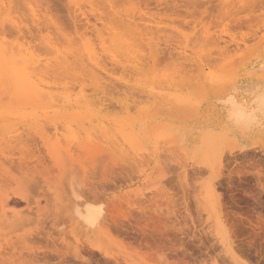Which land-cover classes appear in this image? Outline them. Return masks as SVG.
Segmentation results:
<instances>
[{
    "label": "rangeland",
    "instance_id": "rangeland-1",
    "mask_svg": "<svg viewBox=\"0 0 264 264\" xmlns=\"http://www.w3.org/2000/svg\"><path fill=\"white\" fill-rule=\"evenodd\" d=\"M0 1H3V3L5 1L8 11L11 9L9 3L12 5V1L14 5H18L19 8L13 7L17 10V15H20L21 12L23 15H29V6L35 7L39 17L41 16L39 19L43 28L47 27L45 26L47 22L42 20V14L45 11L49 12V17L53 19L55 25L64 32L69 40V44L62 42L64 46H61V41L57 38V34L53 32V28L50 29L52 38L56 39L54 42L56 43L58 40L57 45L61 46L60 51L73 48L72 50H79L80 52L83 42L80 38L81 42H77L78 40L76 39L83 33L86 35L85 39H93V43L97 41L95 44H98L97 34L92 28L93 32L90 28L86 29L91 27L90 24H95L102 33L105 31L104 38L108 37L105 28H109L112 31L115 30L119 36L124 37L132 32L131 30L130 33L127 32L126 30L129 29L125 27L128 26L126 21L130 20L132 25H137L140 28V31L144 29L151 31L147 35L150 34L149 37L151 38L152 36V40L155 39L153 42L158 44V49H162L159 50L160 56L161 54L165 56L166 53V59L168 60L169 58L172 61L166 62L167 60L165 59L166 63H161L163 58H161V61L158 58L160 62H158L159 66L155 67L156 70L153 67L155 65L154 62H150L153 65L149 64V74L154 70L153 74L157 75L159 74V69L162 67L167 69L170 66L177 71L175 69L176 65L179 67L182 64L185 66L190 65L191 69L194 68L191 71L190 67L187 66L183 68V72L178 70L180 73H177L178 71L175 73L170 71V68L168 69L169 73L171 72L170 75L172 74L171 76H177L173 77L178 85L188 87L185 91L186 94L179 95L171 107L163 104L164 108H167H156L158 110L153 113L158 114L156 119L161 121L165 126V130L150 133L147 145L143 146L145 148L142 147L137 152L131 151L125 156L111 155L107 145L102 142V147L106 149L101 148L99 154L96 150L82 151L77 145H73L71 155H73L74 160L76 159V161L80 162L69 161L65 163L64 161V165L70 164L67 167H62L53 160L49 153V147L47 148L56 138L57 131L54 126L48 123L45 124L46 129L44 131L46 133L44 137L39 138L41 136L34 135L35 133L32 134L33 132L28 131V134L27 130L20 125L19 133L23 139V145L14 146L16 148L13 151V145L16 143H12V141L8 144L10 150L6 146L3 148V150H8L6 151L8 154L4 151L6 157L1 156L4 159H8V161H4L6 163L3 167L4 169L0 167V264H162L164 262L163 259L157 257V253L160 251L166 255L168 254L169 260L168 258L167 260L170 264H184L183 260L186 264H205V261L208 262L211 258L212 262H206L207 264H214V262L218 264H264V191L259 187L262 183L264 184V136L255 134L254 136L237 137L223 122L218 108V100L225 95L240 94L242 90L252 88L257 82L264 83V0H222L221 2L220 0H165L161 1L160 4L156 0H140L139 2L137 0V2L133 1L136 3L135 8L132 7L134 11L131 9L133 2L132 4L127 0H118L119 4H115L120 11V16L113 15L112 10L108 7L109 3L107 0H79L78 4L82 9L77 10L79 9L78 5L73 6L71 4L72 9L70 8V10H73L72 12L69 10L70 4L66 0ZM104 1L108 5L107 7L106 3H103ZM115 1L113 0V2ZM142 1H147L144 2L147 4H141L140 10L143 11L135 14V10L139 8ZM228 2L233 5L236 4L234 7L233 5L231 6L232 11L228 7ZM242 2L246 3L243 4ZM225 4L228 7L226 8L227 12L229 10L228 13H226L224 8L222 11L221 7ZM24 5L27 8L23 7ZM129 5L130 7L128 8ZM40 6H42L41 9ZM38 7L40 10L37 9ZM74 7H77V9ZM235 7L238 11L233 9ZM130 10L134 12L135 16L134 14L131 15L134 18L129 16L130 13H133ZM74 11L75 14L73 13ZM77 11H80V14H87L85 17L87 19L90 18L89 24H87V20L83 21L85 17L81 16L82 14L78 15L79 12ZM25 12L28 14H24ZM125 14L128 15L126 16ZM101 15L105 17L104 19L102 18L103 20H99ZM12 17L21 20V15L20 18L16 15ZM24 19L26 22L28 21V18L26 19L22 16V20ZM78 20L80 21L78 22ZM28 22L27 24H29ZM82 23L87 25L85 24L86 26L83 28ZM117 24L122 29L124 36L121 35V32L119 33ZM78 25V28L81 26L84 30L78 29ZM8 26L6 25L7 29L6 27H4L5 29L0 27L2 28L0 37L5 38L8 43H10V40L14 43L17 41L18 36L15 33V35L12 34V30ZM205 26L210 30H203ZM85 30L87 32H84ZM25 31L27 32L26 29ZM198 31L202 33L204 31L201 34L206 37L211 33L214 38L210 36L212 40H203L206 37H200L198 35L200 32ZM209 31L210 33L206 35ZM78 32L81 33L78 34ZM88 32L89 34L87 35ZM90 35L92 38H90ZM195 36L203 41L199 39V42L197 38L195 40ZM218 36L227 39L226 41L231 42L230 45L240 43V52L238 51L237 54L233 52L235 54H231L233 57L228 54V56L222 55L223 53L219 54L217 50L221 49L214 45V42L219 39ZM190 37L191 39H189ZM129 38L131 39L130 36L126 39L130 40ZM134 38L137 41L133 39L131 42L133 44L137 42V44L135 43L137 48L135 44L131 45L135 46V49H139L138 51L143 55V58L146 57L145 59L149 61L152 40L149 41L148 36H135ZM186 38L187 40H193V43L190 41L189 46L193 47H189L188 54L192 55V59L196 62L201 60L205 64L208 63L207 65L211 66L208 68L209 70L201 72L199 69L196 70V66L193 67L180 59H175L178 56L175 57L174 55L177 53L174 54V52L178 51L174 50V48L180 42L189 43ZM143 40H146V42H143ZM182 40H186V42ZM24 41L29 43L30 46L33 44L35 54L41 59L48 56H46V52H43V49L41 50L42 46L39 45V41L33 39L29 34L25 35L24 40H21V42ZM70 43H73V45ZM203 47L204 49H202ZM191 48L200 49L198 51L202 49L203 52L208 51V54ZM243 48L246 49L244 50ZM141 49L146 51V53L143 52L145 55L142 54ZM159 54L158 57H160ZM235 57L237 63L235 62V65H233ZM155 66H157V63ZM186 69L191 72L188 70V74ZM164 71L167 72L166 70ZM164 71L161 69L159 76L161 74L166 75ZM108 81L106 90H110L108 92L103 91L110 95L100 93L101 97L103 95L107 96V98L105 97L106 101L104 99V103L105 105L107 103L108 112L111 115L122 116L117 100L121 94L123 95L127 91L128 99L131 98L129 99V105L131 108L135 106L131 114L134 119H139V108L143 106L142 102L147 100L144 97L146 95L143 96L140 91L134 90L136 87L133 88L132 86L130 88L126 86L122 88L119 82L115 81V84L114 82L109 84L111 81ZM130 85L132 84L130 83ZM52 86L61 85L57 84L55 86V84H52ZM191 86L194 88L192 89ZM114 87L119 89H114ZM198 87L206 88L208 96L203 92H199ZM226 87L229 89H226ZM90 88L91 86L88 87L89 90ZM129 88L131 89L130 91ZM119 90L120 93L117 94ZM57 92L60 93L62 91L59 88ZM11 95L12 86L9 77L4 73H0V110L10 109L13 103ZM133 96L134 98H132ZM111 97H115L116 100ZM182 98L184 99L181 100ZM110 99L115 102L112 108ZM11 124L13 123L11 122ZM4 125V122H0V139H2L3 133L11 127L6 130ZM58 125L65 127L63 131L62 127H58V137L62 138V135L66 134L64 129L66 131L69 126L67 124L68 127L65 126L62 121ZM74 128L73 132H78V128L76 126ZM49 134L50 137L53 134L55 135H53L54 139H51V142L48 141L50 143L46 146L43 138H46L45 135L49 136ZM24 140H26V145ZM45 141L47 143V139ZM62 142L65 144L64 140ZM142 149L144 150L142 151ZM68 155L63 159H72L67 157ZM97 159L102 160L97 161ZM111 159H115V161ZM123 159H131L132 163L133 159L142 160V162L140 164H131V160H125L127 161L125 162L122 161ZM259 174L260 176H258ZM258 183L260 184L259 186ZM220 186L222 189L219 188ZM216 187L219 192L222 190V196L226 195L225 199L223 198L221 209L216 205L217 201L215 203V194L212 191V188ZM84 200L96 205L100 204L99 206L102 207L103 217L101 218V223H98V227L83 228V225H79L80 221L75 213V205L78 201L84 202ZM3 203L7 204V206L4 204V207L6 206L5 213L2 208ZM224 204H226V208ZM228 213H233L229 216L230 219L234 213L236 217L239 216L241 218L239 219L240 224L236 222L238 218L231 219V221L233 220L231 223L233 224L234 222L235 226L237 223V226H241L243 229L247 225L244 231L242 230L244 232L243 235L241 230V234L239 232L240 227L238 229L239 233L237 232L234 235V239L233 235L231 236L232 242L239 241V243L235 242L234 245L233 243L231 245L236 248H234L236 251L234 252L238 261L232 259L233 256L229 250L230 245L225 228L226 224L230 223L227 220L229 218H225L227 217L225 214L227 215ZM9 216L11 217L9 218ZM225 220H227L226 223ZM173 222L174 224L172 225L171 223ZM175 224H178L181 228L183 227L184 235L175 231L174 228L171 229V227L177 226ZM164 225L166 226L165 229H160L164 228ZM169 226L170 228H167ZM230 226L232 228V225ZM233 229L237 231L233 227L231 229L232 234L235 232ZM258 230L259 233L257 234ZM166 234L172 238L173 245L175 244L174 248L167 243ZM253 234L258 236L255 237ZM252 235L255 242L250 239ZM198 237L202 243L204 242L205 247L203 246V249L198 246L201 244L198 241ZM242 240L245 245H247L245 241L251 242L252 240L254 242V246L250 245V242H248L250 246H246L252 247L251 250L250 248L249 251L248 248L245 249ZM240 242L244 247L243 249L246 250V254L243 249H241L242 251L237 250V246L240 245L242 247ZM157 243H159L158 246ZM193 243L197 245L195 246L196 249ZM169 248L171 250H168ZM200 254V259L206 260L200 261L199 259L196 261L195 257Z\"/></svg>",
    "mask_w": 264,
    "mask_h": 264
},
{
    "label": "bare ground",
    "instance_id": "bare-ground-1",
    "mask_svg": "<svg viewBox=\"0 0 264 264\" xmlns=\"http://www.w3.org/2000/svg\"><path fill=\"white\" fill-rule=\"evenodd\" d=\"M117 1L118 0H116L115 2H113V0H107V2L109 3V6L107 5V3L105 1L103 3L104 4L106 3V7L108 6L112 10L113 15L120 16V11L117 9V6L115 4V3H118ZM127 1H129L130 3H132L133 1L137 2V0H131V1L127 0ZM139 1L140 0H138V2ZM161 1H165V0H156V2H158V4H160ZM201 1H203V0H201ZM221 1L222 0H220V2ZM66 2H68L70 4L69 10L72 7L71 4L73 6L78 5L79 9H77V7H74L77 10L82 9L78 4L79 0L78 1L77 0H75V1L74 0H66ZM144 2H147V1H144ZM144 2L142 1V3H140V6L137 3L139 8H137L135 10V14L137 12L143 11V10H140V7H141V4H143ZM237 2H234V3H237ZM13 3H14L13 1L11 3L12 5H10V3H9V6L11 8L9 10L10 11L9 12L7 9L8 7L5 3V1H4V3H3V1L2 2L0 1V27L5 29L4 27H6V25L7 26L9 25L8 27L11 28V30L13 32L12 34L15 33L18 36L17 41L14 43H12L11 40H10V43H8V41L5 40V38L0 37V73H4L7 77H9V80H10L11 86H12V95H11L12 98H11V100L13 102L10 109L0 110V122L5 123L4 129L7 130L11 126L7 131H5L3 133V137H2V139H0V157L1 156L6 157L5 152L8 150H3V148H4V146H6L8 148V144H10L12 141H13L12 143L17 144V145L16 144L13 145V151L18 146V144H19V146L23 145V139L19 133L20 132V125L24 129L27 130V133L29 131V132H33L32 134L35 133L34 135L41 136L39 138L44 137V134L46 133L44 131L46 129V127L44 126L45 124L48 123V124L53 125L54 129L57 131L56 138L55 139L53 138L54 137L53 135H55V134H53L52 137H50V134H51L50 133L49 136L47 135L48 137L45 135L46 138H43V139H44V143L46 144V146L53 139L55 140V141L53 140V142H51L50 145L47 146V148L49 147L48 148L49 153L51 154L53 160L58 165H60L62 167H64V166L67 167V165L70 164L69 163L67 165H64V161H65V163L69 162V161L70 162L74 161V163H76L78 161V160L76 161V159L74 160L73 155H71L73 145H77V147L82 151L96 150V152H98V154H99V151H101L100 149L101 148L104 149L102 147V144H101V142H102V143L107 145V149L110 150L111 155L118 154L121 156H125L126 154H128L131 151L137 152L140 148H142L143 146H146L150 133H154L155 131L162 132L165 130V126L161 123V121L156 119L158 114L157 113L154 114L153 112H155L158 109H163L164 106L171 107L173 105V103H175V100H177V97H179V95L182 96V95L186 94L185 91L188 89V87H186V86L178 85V83H176L174 80L175 79L174 77H177V76H174V75H173L174 77L171 76L172 74L170 75L171 72L169 73L168 69L170 68L169 69L170 71H173L176 73L178 70L180 72L181 71L183 72V68H186L187 66L190 67L189 69L191 71L194 68L191 69L192 67L190 65L185 66L184 64L179 65V67H177V65H176L177 68L175 67V69H177V71L174 70V68H171L172 66H170L167 69L162 67L161 69L163 71L164 70L167 71V72L164 71L166 73V75L161 74V76H159L161 69H159V74H157L158 76L154 75L153 72H154V70H156L155 67L159 66L158 62L161 61V58H163V60H164V61L162 60L161 63L165 62L167 60L166 59L167 57H165L166 51L164 52L165 56H163L162 54H161V56H163V57L160 56L159 50H162V49H158L159 48L158 44L153 42L155 39L152 40V36H151V38L149 37L150 34L147 35L148 32H151V31H147V29L140 31V28L137 25H132L131 24L132 21L129 20V21H126V24L128 26H125V27L127 29H129V30H126L127 32L130 33L132 31L131 33L133 36L131 35V33L126 34L128 37L129 36L131 37V39L129 38L130 40H127L126 38H128V37L126 35L124 36V34H122L123 31L121 28H119L118 24H117V26L119 28L118 31H119V33L121 32L122 36L126 37L125 38L126 40L124 39V37L119 36L115 32V30L112 31L109 28H105V30L108 33L107 34L108 37H105V38H107V39H105L103 37V35H105L106 32L104 31L103 32L104 34H103L101 30H98V28L95 24H93V25L90 24L91 27H87V28L85 27V28L86 29L90 28V30H91V28L93 29V31L97 34L98 44H95L97 41L93 43V41H92L93 39L92 40L85 39L86 35H84V33L82 32L83 34H81V36H79V37L77 35L78 38L76 39V40H78L77 42H81V41L83 42L80 52H79V50H77L78 52L75 50H72L73 48L71 49L70 46L69 47L71 50L64 49V51H65L64 52L63 50L60 51V47L62 45L64 46L63 43H66V42L69 44V40L67 39L68 37L64 34L63 31L60 30L59 27H57L55 25V23L53 22V19H51V17H49V12L45 11V13L42 14V20L47 22V24L45 25L47 27L43 28L42 22L39 19L41 16L39 17V14L37 13V10L35 7L29 6V4H28L29 15H23V13L21 12L20 13L21 18H20V15H17V13H16L17 10H15L13 8V7L19 8V6L16 4L14 5ZM232 3L228 4L229 5L228 7L230 10L232 8L231 6L233 5ZM239 3H240V1H239ZM245 3L246 2H244L243 4H245ZM23 4H24V2H23ZM134 4H133V6L131 5V9H132V7L135 8L134 6H136V3H134ZM144 4H147V3H144ZM226 4H227V2H226ZM226 4L223 7H221L222 11H223V8L224 9L228 8ZM30 5H32V4H30ZM38 5H39V3H38ZM235 5H233V7ZM91 6H93V5H91ZM23 7L27 8V6H25V5ZM41 7L42 6H40V9H41ZM129 7H130V5L128 6V8ZM20 8H21V6H20ZM120 8H122V7H120ZM37 9H39V7ZM233 9H235V11H238L236 9V7ZM11 10H12V12H11ZM133 11L130 10V12H133ZM231 11H230V13L233 15V13ZM39 12H41V11H39ZM77 12H79L78 15L82 14L81 16H84V17L87 15L85 13L80 14V11H77ZM108 12H110V11L108 10ZM228 12H229V10H228ZM228 12L226 9V13H228ZM18 13H19V10H18ZM26 13L27 12H25L24 14H26ZM73 13L75 14V11ZM132 14H134V12L130 13L129 16H131ZM135 14H134V16H135ZM11 15L12 16L13 15L19 16V18L21 20L16 19V18L12 17ZM105 15H107V14H105ZM22 16L25 17L26 19L28 18V21L30 20L29 22L27 21L29 24H27L25 19H24L25 21L22 20ZM110 16H109V18H110ZM134 16L133 17L131 16V18H134ZM102 18L104 19L105 17H103L101 15L99 17V20H103ZM89 19L90 18L87 19L85 17L83 21L85 22V20H87V24H89V21H90ZM96 19H98V18H96ZM79 21L80 20H78V22ZM108 22H109V20H108ZM115 22H116V20H115ZM83 23H82V25L84 28V26H86L87 24L85 23L86 24L85 25ZM133 26H135V27L133 28ZM78 27H79V25L77 26V28ZM2 28H0L1 31H2ZM51 28H53V32H55L57 34V38H59V40L61 41L60 47L57 45L58 40L55 43L54 40H56V39L52 38V35H51L52 32H50ZM80 28L82 30H84L81 26H80ZM80 28H78V29H80ZM132 28H133V30H132ZM6 29H7V27H6ZM25 29L27 30V32L25 31ZM101 29L104 30V28H102V27H101ZM120 29H121V31H120ZM205 29L210 30V29L206 28V26H205V28H203V30H205ZM207 30H206V32H207ZM91 31H89V32H91ZM116 31H117V27H116ZM144 31H146V32H144ZM44 32H46V33L44 34ZM84 32H87V31L85 30ZM89 32L87 33V35L89 34ZM159 32L162 33V31H160V30H159ZM198 32H200V34L198 33V35H200V37L201 36H202V38L206 37V36L202 35L204 33V31H203V33L201 31H198ZM24 33H26L25 35L29 34L30 36H32L33 39L38 40L40 43L39 45L42 46L41 50L43 49V52H46V56L48 55L50 57L45 56L46 58L41 59L39 56H37L35 54V51L33 50V46H32L33 44H31V46H30L29 43H26L27 39H26V41L21 42V40L25 39ZM75 33H74V35L77 34V33L76 34ZM80 33L81 32H78V34H80ZM209 33H210V31L206 35H208ZM9 34H11V33H9ZM154 35H156V34L154 33ZM211 35H213V34L210 33L208 35V37H206L207 39L205 38L203 40H212V38H214V37ZM93 36H94V34H93ZM135 36H148V38H149L148 40L149 41L152 40L151 44H150L149 61H147V59H145L146 57L143 58V55H141L140 51H138L139 49H135V46L137 48V45H136L137 42H135L136 44L134 43L135 46H133L134 44H133V42H131V40L135 39L134 38ZM196 36H195V40L197 38ZM210 36L212 38H210ZM87 37L89 38V36H87ZM94 37H96V36H94ZM220 37H219L218 41L215 40V41H217V42H214L215 44L212 43L214 45H217L218 48L221 49V50H217L219 52V54L223 53L222 55H224V56L230 55V57H233V55L231 56V54H234L233 52H235L236 54L238 51L240 52V50H241L240 45L241 44L238 43V41H237L238 44L233 43L234 45H232V44L230 45L231 42L226 41L227 39L223 38L224 35H223V37H221V38ZM79 38L81 41L79 40ZM90 38H92L91 35H90ZM208 38H210V39H208ZM189 39H191V37ZM199 39L202 40L201 38H199ZM199 39L197 41L200 42ZM186 40H187V38H186ZM186 40H182V41L186 42ZM231 40H233V38H231ZM135 41H137V40L135 39ZM144 41L146 42V40H143V42ZM187 41H189V43L188 42H186V43L180 42L176 46V48H174V50L178 51V52H174V54L177 53L176 55L173 54L175 57L178 56V58H175V59H177V60L180 59L183 62L191 64L193 67L196 66L197 67L196 70L199 69L201 72H204L205 70L207 71V69L209 67H211V66L207 65L208 63L205 64V63H203L204 61H201V60L196 62L195 60L192 59V57H191L192 55L190 56L188 54L189 47H193V46H189V44L191 43L190 41H192V43H193V40H187ZM234 41L236 42V40H234ZM128 42L129 43L131 42V43L129 44ZM209 42L211 43V41H209ZM59 44H60V42H59ZM70 44L73 45V43H70ZM131 44H133V45H131ZM143 45H145V44H143ZM202 46H203V44H202ZM160 47H161V44H160ZM141 48L143 49V47H141ZM191 49H193V48H191ZM202 49H204V47ZM202 49H201V51H202ZM35 50H37V49H35ZM174 50H172V51H174ZM193 50H195V48ZM198 50H200V49H198ZM198 50H195V51H198ZM215 50H216V47H215ZM201 51H198V52H201ZM141 52L144 55L146 53V51H144V50H142ZM143 52H145V53H143ZM205 52H203V53H205ZM207 52H206V54H208ZM158 54L160 57H158ZM209 54H210V52H209ZM247 55H248V53H247ZM171 56H172V53H171ZM173 57H170V58H172V60H175ZM220 57H221V55H220ZM158 58H160V61ZM235 60H237L236 57L234 59L233 65H235V62H236ZM243 60H244V58H243ZM169 61H171V60L168 58V60L166 62H169ZM224 61H226V60H224ZM150 62H154L155 65L157 63V66L154 65L153 66L154 67L153 72L149 74L148 73L149 64H152ZM169 64H172V63H169ZM228 66H230V65H228ZM166 67H167V65H166ZM189 69H186L187 70L186 72L188 74L190 71ZM263 69H264V65H263ZM179 71L177 73H180ZM193 73H194V71H193ZM204 74H206V73H204ZM209 78L211 79V77H209ZM108 80L111 81L109 84H111L113 82L115 84V81L119 82L122 88L126 87V86H128L130 88L132 86H133V88L136 87V89L134 88V90L140 91V93H142L143 96L146 95L144 97L147 100H144V102H142L140 100L142 102L143 106L139 108V112H138V118L139 119H134L133 115L131 114V111L135 109V106L134 107L132 106V108H131V106L129 105V99H131V98L128 99V97L126 95L127 91L125 92V94H123V95L121 94L120 98L117 100V105L120 107V109L122 111V116L121 115L120 116L119 115H111V113L108 112V108L106 107L107 103H106V105L104 103V99L106 101L107 96L103 95V97H101L102 95H100V93H105L106 95L109 94L107 92L110 89L106 90V86H107L106 83ZM130 83L132 85L129 86ZM52 84H55V86H57V84H60L61 86L54 87V86H52ZM89 86H91L90 90L88 89ZM114 86H116V85H114ZM109 87H110V85H109ZM116 87H114V89ZM59 88L62 91L60 93L57 92V90ZM130 88H129V91L131 90ZM133 88H132V90H133ZM191 88L193 89L194 87L191 86ZM116 89H119V88H116ZM226 89H229V88L226 87ZM103 90H105L107 92H104ZM191 91H193V90H191ZM198 91L203 92L205 95H207V93H206L207 89L206 88L198 87ZM119 93H120V90H119V92L117 91V94H119ZM111 98L115 99V97L114 98L111 97ZM132 98H134V96ZM183 99L184 98H182L181 100H183ZM110 102H112L111 99H110ZM218 102H219L218 108L220 110V114H221V118L223 119V122H225V124L229 128V130H231L233 132V134H235L237 137L254 136L255 134L264 136V83L263 82H257V84H255L252 88H245V90L244 91L242 90V92L240 94L225 95L224 97L220 98L218 100ZM113 103H115V102H112V105L111 104H108V105H111V108H112ZM163 104H164V106H163ZM115 106H116V104H115ZM157 107H161V108L156 109ZM165 108H167V107H165ZM109 109H110V106H109ZM117 110H118V107H117ZM163 112H165V111H163ZM61 121H62V123H65V126L68 125L69 129H67L66 131L64 129V132H66V134H63L62 138H59L58 137V127H62V126H59L58 123ZM11 122L13 124H11ZM60 125H62V124H60ZM72 126H74V127L76 126L78 128L77 129L78 132H73L74 127H72ZM63 128H65V127H62V131H63ZM22 133H24V132H22ZM28 134H27V136H29ZM46 139H47V143L45 141ZM62 140H64L65 144H63ZM24 141H25V145H26V140H24ZM48 141H50V142H48ZM14 146H16V147H14ZM18 148H21V147H18ZM143 148H145V147H143ZM8 149L10 150V148H8ZM143 150L144 149H142V151ZM255 151H257V150H255ZM65 153H67L66 155L69 154L67 157H70L72 159L66 160V159H68V158H66L64 160L63 158L66 157ZM6 154H8V153L6 152ZM3 157H1V158H3ZM96 157H99V156H96ZM1 158H0V167L3 168L6 164L5 162L8 161V159H4V158L1 159ZM100 160H102V159H97V161H100ZM111 160L115 161V159H111ZM125 160L130 161L131 159H125ZM125 160L123 159L122 161H125ZM97 161H95V162H97ZM78 162H80V161H78ZM125 162H127V161H125ZM141 162H142V160L133 159L134 164L135 163L140 164ZM25 163H26V161H25ZM130 163L133 164L132 160ZM254 166H256V165H254ZM140 170H142V169H140ZM157 170H158V168H157ZM241 176H243V175H241ZM258 176H260V174ZM261 178H262V175H261ZM246 181H247V179H246ZM259 181L261 183V179ZM247 184H248V182H247ZM262 184L260 185L258 183V186L260 185L259 187H261L262 190L264 191V184L263 185ZM221 186L223 187V185H221ZM221 186L219 188H221ZM242 186H245V185H242ZM212 191H214V194H215V203L217 201L216 205H218V207H220V209H221L222 208L221 205L223 203V198L226 195L222 196V194H221L222 190L219 192V190H217V187L214 189L212 188ZM223 192H225V191H223ZM74 193L77 194L76 192H74ZM212 194H213V192H212ZM77 196H79V195L77 194ZM78 199H80V198L78 197ZM85 201L86 200H84V202H79V201L77 202L76 201L77 204L75 205V213L79 218V221H80L79 225H83V228H85V227L91 228V227H96V226L98 227L99 226L98 223L102 220L101 218L103 217L102 216V214H103L102 207L99 206L100 204L96 205L94 203L88 202V200L86 202ZM224 203H225V201H224ZM4 204H6V203H3V206H2V208L4 209L3 212L5 211V207L7 206V204H6V206L4 207ZM225 205L226 204H224V206ZM226 207L227 206H225V208ZM224 213H225V211H224ZM228 214L227 215L225 214V216H227V217H225V216L224 217L230 219L229 216L232 215L233 213H231V214L228 213ZM10 217L11 216H9V218ZM235 217H236V215L234 213L233 217L231 216V219H233ZM237 218H238V220H236V222L239 223V221H240L239 219H241V218H239V216H237L235 219H237ZM229 219H227V220L230 223H227L226 227H225L227 235H228L229 245H230L229 250L233 256L232 259H234L235 261H238L237 256L235 255L236 254L235 253L236 251L234 250L235 247L233 248V246H231V245H232V243L234 245L235 242L239 243V241L237 240L238 241L237 242L234 240L235 242H232L231 236L233 235L232 237L234 239V235L238 232V229L241 226L240 227L237 226L238 225L237 223L235 226L234 222H233V224L231 223L234 219L232 221H231V219L229 221ZM227 220H225V223ZM248 223L251 224L250 222H248ZM171 224L173 225L174 222ZM228 224L232 225V228L233 227L236 228L237 231H235V229H233V231H235L234 234H232L233 233L231 230L232 228L230 225L228 226ZM175 225L178 226V224H175ZM179 225H180V223H179ZM242 225H243V223H242ZM170 226L167 228H170ZM177 226H173V227H171V229L174 228L175 231H178L179 233H181V235H184L185 233L183 231L184 229H182L183 227L181 228L180 226H178V228H177ZM257 226H259V225H257ZM165 227L166 226L164 225V228H160V229L164 230ZM245 227H247V225H245ZM244 228L242 229V227H241V229H239L240 234H241L242 230L244 231ZM260 228H259V230H260ZM251 229H252V227H251ZM255 229H257V228H255ZM253 230H251V231H253ZM259 230H258L257 234L259 233ZM243 231H242V235L244 233ZM249 231H250V229H249ZM254 233H255V231H254ZM238 235H236V236L238 237ZM253 235H255V237L258 236L256 234H253ZM253 235H252V238L250 237V239H252L254 241ZM247 236H248V234H247ZM259 236H260V234H259ZM165 238L167 240V243L170 244L172 246V248H174L175 244L173 245L172 238H170L168 236V234L165 235ZM196 239H197V237H196ZM198 239H199V237H198ZM200 240L201 239H199L198 241H200ZM252 240H251V242L250 241H245V242H247L246 243L247 245H249L248 242H250V245L251 244L253 245V243L255 241L253 242ZM159 243H157V246ZM200 243H199L200 245H198V246L201 247L200 249H203L205 247L204 242L202 243L200 241ZM242 243L244 244L243 240H242ZM242 243L240 242L241 246H242ZM237 245H239V244H237ZM247 245L244 244L245 249L248 248V251H249L250 247H246ZM195 246H197V245L194 244V248L196 249ZM199 247H197V248H199ZM239 247H240V245L237 246V248H238L237 250H240V251H242L241 249L244 248L242 246L239 249ZM179 248L181 249V247H179ZM251 248H250V250H251ZM245 249H243V252L245 251V254H246ZM168 250H171V249L169 248ZM243 252H241V253H243ZM157 254H158L157 257L163 259L165 264H170L168 262V260H169V258L167 256L168 254L166 255L165 253H163L161 251L158 252ZM171 254H169V255H171ZM186 254H188V253L186 252ZM176 256H177V254L175 255V258H176ZM200 256H201V254L199 256L195 257L196 261L200 259ZM167 258H168V260H167ZM201 260H206V259L202 258V259H200V261ZM209 261L212 262V258H211V260L209 259ZM206 262L207 261H205V264L208 263V262L207 263ZM183 263L186 264V262L184 260H183ZM214 264H218V263L214 262Z\"/></svg>",
    "mask_w": 264,
    "mask_h": 264
}]
</instances>
